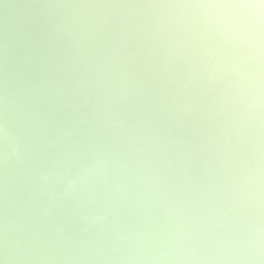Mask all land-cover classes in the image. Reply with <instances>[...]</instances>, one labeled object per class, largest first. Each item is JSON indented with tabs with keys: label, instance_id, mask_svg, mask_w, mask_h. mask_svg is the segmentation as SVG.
I'll list each match as a JSON object with an SVG mask.
<instances>
[{
	"label": "clouds",
	"instance_id": "1",
	"mask_svg": "<svg viewBox=\"0 0 264 264\" xmlns=\"http://www.w3.org/2000/svg\"><path fill=\"white\" fill-rule=\"evenodd\" d=\"M0 264H264V0H0Z\"/></svg>",
	"mask_w": 264,
	"mask_h": 264
}]
</instances>
